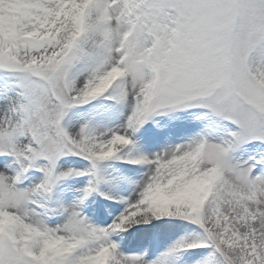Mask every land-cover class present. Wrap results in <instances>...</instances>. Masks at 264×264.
<instances>
[{"label":"snow or ice","instance_id":"6c2138e0","mask_svg":"<svg viewBox=\"0 0 264 264\" xmlns=\"http://www.w3.org/2000/svg\"><path fill=\"white\" fill-rule=\"evenodd\" d=\"M0 264H264V0H0Z\"/></svg>","mask_w":264,"mask_h":264}]
</instances>
